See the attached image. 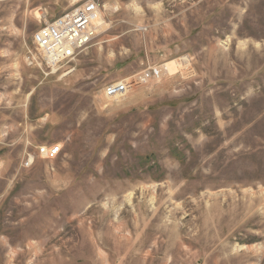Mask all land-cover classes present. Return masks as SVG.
I'll return each instance as SVG.
<instances>
[{"label":"rangeland","instance_id":"obj_1","mask_svg":"<svg viewBox=\"0 0 264 264\" xmlns=\"http://www.w3.org/2000/svg\"><path fill=\"white\" fill-rule=\"evenodd\" d=\"M83 1L0 0V264H264V0H98L90 46L30 65Z\"/></svg>","mask_w":264,"mask_h":264},{"label":"built area","instance_id":"obj_2","mask_svg":"<svg viewBox=\"0 0 264 264\" xmlns=\"http://www.w3.org/2000/svg\"><path fill=\"white\" fill-rule=\"evenodd\" d=\"M101 6L98 0H86L72 10L54 18L38 29L32 37L34 50L28 57L30 65L54 68L76 59L79 53L90 46L97 38L100 26ZM74 30L78 33H73ZM167 72L164 67L148 69L140 74L134 82H121L106 88L108 98L126 95L135 84H147L153 78H160ZM128 91V92H127ZM61 152L59 146H40L37 156L54 159ZM33 164L34 157L29 158Z\"/></svg>","mask_w":264,"mask_h":264},{"label":"bare ground","instance_id":"obj_3","mask_svg":"<svg viewBox=\"0 0 264 264\" xmlns=\"http://www.w3.org/2000/svg\"><path fill=\"white\" fill-rule=\"evenodd\" d=\"M98 22H99L98 25L100 26V24H101V23H100V19H99ZM71 32H73V33H78L79 31H78V32H75L74 30H71ZM172 67H173V66H169V65H167V68H166L167 71H170V72L173 71V70H172ZM127 92H128V91H127Z\"/></svg>","mask_w":264,"mask_h":264}]
</instances>
